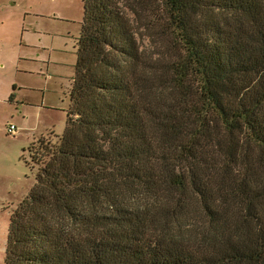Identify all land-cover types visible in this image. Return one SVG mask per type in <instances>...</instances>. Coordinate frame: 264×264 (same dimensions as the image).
I'll return each mask as SVG.
<instances>
[{
	"label": "trees",
	"instance_id": "1",
	"mask_svg": "<svg viewBox=\"0 0 264 264\" xmlns=\"http://www.w3.org/2000/svg\"><path fill=\"white\" fill-rule=\"evenodd\" d=\"M82 1L4 264H264V0Z\"/></svg>",
	"mask_w": 264,
	"mask_h": 264
},
{
	"label": "rangeland",
	"instance_id": "2",
	"mask_svg": "<svg viewBox=\"0 0 264 264\" xmlns=\"http://www.w3.org/2000/svg\"><path fill=\"white\" fill-rule=\"evenodd\" d=\"M142 8L131 20L148 37ZM83 21L82 0H0V264L11 217L36 185L29 148L49 132L65 134Z\"/></svg>",
	"mask_w": 264,
	"mask_h": 264
},
{
	"label": "built area",
	"instance_id": "3",
	"mask_svg": "<svg viewBox=\"0 0 264 264\" xmlns=\"http://www.w3.org/2000/svg\"><path fill=\"white\" fill-rule=\"evenodd\" d=\"M9 132L14 134L16 132V128L14 126L10 127Z\"/></svg>",
	"mask_w": 264,
	"mask_h": 264
}]
</instances>
